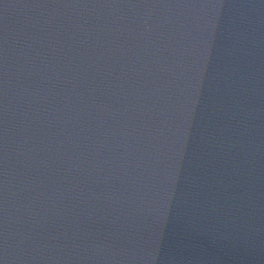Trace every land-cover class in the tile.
Wrapping results in <instances>:
<instances>
[{"label": "water", "instance_id": "water-1", "mask_svg": "<svg viewBox=\"0 0 264 264\" xmlns=\"http://www.w3.org/2000/svg\"><path fill=\"white\" fill-rule=\"evenodd\" d=\"M0 264H264V0H0Z\"/></svg>", "mask_w": 264, "mask_h": 264}]
</instances>
